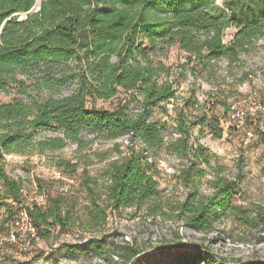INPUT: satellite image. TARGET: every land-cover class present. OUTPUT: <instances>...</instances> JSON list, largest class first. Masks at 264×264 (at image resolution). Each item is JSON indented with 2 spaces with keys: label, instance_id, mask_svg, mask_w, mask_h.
<instances>
[{
  "label": "trees",
  "instance_id": "trees-1",
  "mask_svg": "<svg viewBox=\"0 0 264 264\" xmlns=\"http://www.w3.org/2000/svg\"><path fill=\"white\" fill-rule=\"evenodd\" d=\"M218 1L43 0L37 12L19 20V14L29 12L36 0H0V92L10 85L20 87L22 95L30 87L49 93L71 88L69 94L57 98L0 103V186L6 192L0 200L10 199L23 207L21 180L7 175L5 156L43 155L69 143L80 146L84 131L102 135L107 141L128 135L145 148L131 147L121 160L105 168L107 184H84L90 202L84 226L100 230L107 209L116 213L130 209L170 219L163 212L166 201L156 180L159 172L155 164L146 161L165 149L167 154L187 159L177 177L186 190L185 197L171 210L176 221L207 236L223 221L231 220L251 233H262L264 242V206L246 208L233 201L239 195L237 178H229L223 168L212 166L201 145L188 143L191 127L213 131L220 126L214 113L218 102L209 107L208 114L189 117L181 110L176 117L180 136L168 142L161 128L149 120L154 108L173 100L176 94L167 79L171 70L155 56L167 55L174 47L193 70L222 59L233 64L255 50L257 39L264 36V0H222V10L213 14L211 8ZM229 29L236 32L224 43ZM18 75L25 81L18 80ZM120 92L127 95L128 104H135L138 112L133 117L126 103L111 109L97 106V101L107 102ZM184 107L191 110L195 106L188 98ZM45 131L59 134L41 136ZM260 139L264 143L263 133ZM59 167L68 174L77 170L75 164L65 161ZM204 182L207 194L200 190ZM69 203L64 195L56 194L43 209L25 208L42 239L50 237L53 227L64 230L80 222L71 221ZM118 248L123 249L126 264L141 253L126 246ZM176 249L182 254L174 264H228L205 246L180 245ZM234 264H264V260Z\"/></svg>",
  "mask_w": 264,
  "mask_h": 264
},
{
  "label": "rangeland",
  "instance_id": "rangeland-1",
  "mask_svg": "<svg viewBox=\"0 0 264 264\" xmlns=\"http://www.w3.org/2000/svg\"><path fill=\"white\" fill-rule=\"evenodd\" d=\"M221 10L222 0H219L211 8V12L218 14ZM24 17L19 14L18 19L22 20ZM235 32L234 29L227 30L224 43L229 42ZM256 44L255 50L242 55L239 61L233 64L222 59L212 62L207 68L197 66L195 70L191 69L192 65H187L185 55L174 47L167 55L155 56L156 60L171 70L167 79L172 82L176 94L173 100L154 108L149 117L150 121L161 128L164 141L168 142L180 136L176 129V117L181 110L188 113L189 117L208 114L209 107L218 102L214 113L220 119V126L214 127L213 131L199 125L191 127L188 143L189 146L201 145L208 152L212 166L223 168L224 175L229 178H237L240 184L239 195L233 201L246 208L264 206V143L260 139V133L264 134V115L259 112L255 116L246 115L244 124L239 129L227 113L224 117L222 115L228 111L225 109L226 105L246 112L252 102L257 105L264 101V49L261 47L264 45V36L257 39ZM249 74L254 76L248 78ZM17 79L25 81V78L19 75ZM26 84L30 83L27 81ZM21 90L18 86L10 85L0 92V103H10L14 100L26 102L29 98L42 100L49 96L57 98L69 94L71 88H56L49 93L30 87L26 95H22ZM188 98L195 106L191 110L184 107V100ZM128 100L127 95L120 92L117 97L107 102L97 101V106L111 109L118 103H126L128 114L133 117L138 110L135 104H128ZM247 131L251 132L252 138H247ZM58 134L45 131L41 136L52 137ZM80 139V146L69 143L61 150L46 152L43 155H8L4 158L7 175L21 180V189L23 187L25 191V196L21 195L23 206L34 199L42 189H46V193L52 192L51 188L57 183L51 178L53 169H60L65 174L74 176L78 187L64 196L70 201L69 206L73 214L71 221L74 223L75 219H78L81 223L71 224L64 230L58 226L53 227L47 240L38 234L39 239L23 250L21 246L7 242L19 206L10 199H1L0 264H126L123 249L118 248L124 236L131 242L125 245L126 247L141 252L129 262L130 264H174L176 258L182 254V251L175 250L180 245L205 246L228 264L253 259L264 260L262 233H251L237 227L231 220H225L213 234L200 237L176 221L175 212L171 210L184 199L186 190L179 185L175 177L165 172L157 178L161 196L166 201L163 212L171 216L170 219L147 216L143 212L134 213L130 209L121 210L119 213L107 209L106 221L102 228L98 231L90 230L84 226L87 219L85 212L90 203L84 184H107L108 180L103 178L105 168L121 160L128 150L121 148L123 137L107 141L102 135L84 131ZM152 158L153 164L163 171L178 165V157L167 154L165 149ZM62 161L75 164L77 170L72 174L66 173L59 167ZM210 177L207 176V179ZM200 190L203 194L209 192L205 182ZM0 196H6L2 186ZM146 217L152 218L151 221H147ZM19 237L26 236L20 234ZM96 252L99 254L96 255ZM113 255L119 261H114Z\"/></svg>",
  "mask_w": 264,
  "mask_h": 264
},
{
  "label": "built area",
  "instance_id": "built-area-1",
  "mask_svg": "<svg viewBox=\"0 0 264 264\" xmlns=\"http://www.w3.org/2000/svg\"><path fill=\"white\" fill-rule=\"evenodd\" d=\"M248 78H252L254 75L249 74L247 75ZM259 112L261 115H264V101L260 102L256 105V102H252L251 106L247 109V111H240L238 109H236L234 106H230L229 111L227 113V115L229 116V119L233 122H236V128L239 129L243 126L244 121H245V117L246 115L249 116H255V114ZM229 129V128H228ZM246 136L247 138H252V134L251 132L247 131L246 132ZM123 144H121V148H126V150L129 151V148L131 147H135L136 149H144L145 146L144 144L140 141V140H134L131 139L130 136L126 135L123 137ZM128 153V152H127ZM7 156H5L6 158ZM178 159V165L174 166V167H169L168 169H165L164 171L159 168V166H157V170L159 172V176H161L163 174V172H165L167 175L169 176H173L176 178L179 176L180 174V170L183 168V165L187 163V159H181V158H177ZM146 161L149 164L153 163V158L152 157H147ZM51 178L56 181V185L51 188L52 192H47L46 193V189H42L41 191H38V193L36 194V196H34V199H31V201L25 204V206H23L22 208H19L17 211V215L14 218V220L12 221L11 224V231L9 232L8 236H7V242L13 244V245H17V246H21V248H23V250L27 249L30 246V243L33 241H37L39 239V235H38V230L37 228L33 225L30 217L28 216V213L26 212V207L27 208H32V206H36L39 208H45L47 206L48 203V199L51 196H54L56 194L59 195H68L71 193L72 189H75L78 187V183L75 179L74 176L72 175H67L65 174L62 170L60 169H53L51 171ZM158 179L156 177V180L158 182ZM21 195L24 197L25 196V191L22 187L21 189ZM37 192V189H36ZM23 204V202H22ZM148 218L147 221H151L150 217H146ZM179 223L184 226V224L182 222L179 221ZM186 227V226H185ZM186 229H188L186 227ZM190 230V229H188ZM191 231V230H190ZM193 233H195L198 236H204L201 233L198 232H194L191 231ZM23 234L26 237H22L20 238L19 235ZM213 234V233H211ZM209 234V235H211ZM207 235V236H209ZM130 240L127 236H124L123 241L120 242L118 245L121 246H125L127 244H130ZM1 245V242H0ZM154 245V244H153ZM187 246H191V245H187ZM192 247V246H191ZM113 260L114 261H119V259L117 257H115L113 255Z\"/></svg>",
  "mask_w": 264,
  "mask_h": 264
},
{
  "label": "water",
  "instance_id": "water-1",
  "mask_svg": "<svg viewBox=\"0 0 264 264\" xmlns=\"http://www.w3.org/2000/svg\"><path fill=\"white\" fill-rule=\"evenodd\" d=\"M42 1L43 0H36L34 7L29 12H27L26 14H23V15L27 16V15L33 13V12H37L39 10V8H40V4H41Z\"/></svg>",
  "mask_w": 264,
  "mask_h": 264
}]
</instances>
